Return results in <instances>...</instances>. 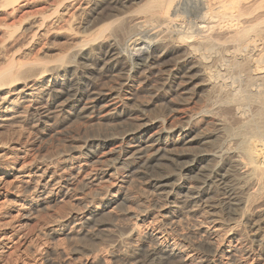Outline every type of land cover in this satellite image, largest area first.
I'll return each mask as SVG.
<instances>
[{
  "label": "bare ground",
  "instance_id": "bare-ground-1",
  "mask_svg": "<svg viewBox=\"0 0 264 264\" xmlns=\"http://www.w3.org/2000/svg\"><path fill=\"white\" fill-rule=\"evenodd\" d=\"M38 1L0 3L12 18ZM138 2L62 0L34 20L0 24V37L9 36L0 45V129L17 136L0 146V264H54L49 253L60 255L61 237L73 233L90 242L95 264H264V0ZM189 16L197 18L192 29L182 26ZM62 37L66 47L55 57H31L42 39ZM13 44L19 54H4ZM246 54L247 64L230 60ZM157 80L153 96L163 106L150 119L134 98ZM200 86L231 91L214 112L179 113L185 101L174 97ZM127 116L138 122L114 135L83 129L66 137L70 149L60 162L35 153L38 135H57L72 119ZM207 124L216 131L196 138L217 136L214 149L189 162L188 153L166 156L167 146L193 143ZM195 170L202 173L189 182ZM136 184L140 196L131 197ZM127 203L136 210L115 240L105 216L118 220L115 211ZM60 205L68 207L63 216L55 212ZM37 213L48 220L28 231ZM102 237L114 239L115 260L96 249Z\"/></svg>",
  "mask_w": 264,
  "mask_h": 264
},
{
  "label": "rangeland",
  "instance_id": "rangeland-1",
  "mask_svg": "<svg viewBox=\"0 0 264 264\" xmlns=\"http://www.w3.org/2000/svg\"><path fill=\"white\" fill-rule=\"evenodd\" d=\"M60 1H62V0H43V1H38L37 3H35V4H32V5H30V6H27V7H25L24 9H22V10H20V11H17V13L12 17V18H7V16L4 14V10H3V0H0V2L2 3H0V24H9L10 26L11 25H13V24H19L20 23V21L21 22H25V21H22V19L24 18L25 19V17L24 16H26V19H29V18H32V17H34V18H32L31 20H34L36 17H37V15L40 13V12H44V11H46L47 9H48V7L50 6V5H53V4H56V3H58V2H60ZM144 0H142V2H143ZM52 2V3H51ZM142 2H138L140 5H142ZM139 4H137V6L139 5ZM47 6V7H46ZM47 8V9H46ZM41 10V11H40ZM2 11V12H1ZM7 18V19H6ZM194 18V19H193ZM23 19V20H24ZM30 20V19H29ZM30 20V21H31ZM185 20V21H184ZM183 21V24H182V26L183 27H185V28H188V27H190L191 29L193 28V26L195 27V23H196V21L195 20H197V18H196V16H189V17H186L185 19H184ZM5 22V23H4ZM195 22V23H194ZM13 23V24H12ZM10 29V28H9ZM9 29H7V33H8V31H9ZM11 30H13V29H10V31L9 32H11ZM8 36V35H7ZM7 36L6 37H0V45H1V43H3L6 39H7ZM9 37V36H8ZM119 38V39H118ZM118 38H116V40L118 41V40H120V42H118L117 44L119 45V43H120V45H119V47L120 46H122V47H125L124 45H123V43L124 42H127V39L125 40V39H123L122 40V38H120V36L118 37ZM48 39V40H47ZM54 38H45V39H42L41 41H40V43L38 44V46H37V48L34 50V54H31L32 56L31 57H33V55H37V57H39L40 58V56H41V58H43V57H46V60L48 59H50L51 57L53 58V57H55L56 56V54H58L60 51H62V50H64L65 49V47H66V40H65V37L63 38H57V39H54ZM15 40V39H14ZM13 40V41H14ZM43 40H45V41H43ZM125 40V41H124ZM47 41H48V43H47ZM116 41V42H117ZM18 41H16V43H17ZM64 42V43H63ZM10 43H12V42H9V44ZM15 42H14V44H16ZM42 43V44H41ZM13 44V46L12 47H6L7 49H5L6 51L4 52V54H6V55H13V54H19V53H17V50L19 49L18 47H20V45L19 44H17V45H19V46H15ZM122 44V45H121ZM15 46V47H14ZM7 52V53H6ZM37 52V53H36ZM43 55V56H42ZM53 55V56H52ZM248 55L249 54H246L245 56H239V57H232V58H230V60L231 61H241V62H243V63H246L247 64V62H246V60L248 59ZM255 55H260V54H255ZM34 56V57H35ZM30 57V56H29ZM176 58V55H169V56H167L166 57V59H164L163 60V66L165 67V68H168V66L170 65H172L173 64V62L175 61L174 59ZM43 59H45V58H43ZM164 75V73H161V76H163ZM159 84H160V80H157V81H155L154 83H152L151 84V86H147V88H146V90L145 89H143V88H138L139 90L136 92L137 93V97H136V99L134 98V100L137 102V103H139V104H142V105H147L145 108H143L144 109V115L147 117V118H150V119H152V117H156L157 116V114L159 115L160 113H161V111L160 110H162L161 109V107L163 106L162 104V102H161V100L160 99H155L154 98V96H155V91H158V88H159ZM150 87V88H149ZM155 87H157V88H155ZM148 89V90H147ZM141 90V91H140ZM149 90H151V91H149ZM231 91V89H222V90H220L219 88H218V90H215V91H213V90H210L208 87H206V86H200L199 88H198V90L196 91V92H194V91H190L189 93H187L186 95H182L181 96V94L179 95V99L178 98H175L174 97V100H182V99H184V100H182L183 102L185 101V103H184V105H180L179 107H178V110L180 111L179 113H184L185 115H188L189 113L190 114H195V113H201V112H203L204 111V108H205V111L206 110H212L213 112L216 110V108H219V105H218V100H216V99H218V97L220 96L221 97V95H222V97L223 96H226V95H228V91ZM235 91H237V90H235ZM145 92V93H144ZM147 92V93H146ZM150 92V93H149ZM194 92V93H193ZM158 94H160V96H163V93H161V92H159ZM232 94V96H234V95H236L237 93H235V92H232L231 93ZM146 95V96H145ZM148 95V96H147ZM150 95V96H149ZM154 95V96H153ZM239 95V94H238ZM151 96H153V98L151 97ZM152 99V100H151ZM180 100V101H181ZM134 101V102H135ZM160 102V103H159ZM182 102V103H183ZM217 102V103H216ZM154 104V105H153ZM162 106H161V105ZM155 106H157L156 107V109H155ZM208 106V107H207ZM181 109V110H180ZM187 109V110H186ZM148 110V111H147ZM159 110V111H158ZM200 110H201V112H200ZM194 111V112H193ZM55 112V111H54ZM54 112H52L53 114H50L51 115V117H53V118H55V116H56V118L57 119H61V117L59 118L58 116H59V114L57 113H55L54 114ZM158 112V113H157ZM188 112V113H187ZM157 113V114H156ZM54 115V116H53ZM133 117H135V116H127V117H124L123 119H118V120H115V121H105V119H103V120H100V122L99 121H95V119H94V121L92 120H75V119H72L70 122H68L66 125H64L62 128H61V131L56 135L55 133H53V132H51V133H46V134H43V136L41 135H38V140H37V150H36V154H38L37 156L38 157H40V158H43L44 160L43 161H45V162H53V163H57L58 162V160H59V162L60 161H62V159H64V156L67 154V151L70 149V143L69 142H67L68 141V138L69 137H71L72 135H74L75 136V134L77 133V132H79L80 130L81 131H83V129H85L88 133H89V135H95V136H101V137H105V136H109V135H114V134H116V133H118L119 131H121V130H123V129H126V128H128L129 127V125L131 124V123H136V121L138 122V120H136V118H133ZM55 118V119H56ZM138 119V118H137ZM135 121V122H134ZM99 122V123H98ZM102 122V123H101ZM107 122V123H106ZM109 122V123H108ZM131 122V123H130ZM73 123V124H72ZM95 123V124H94ZM99 125H98V124ZM106 123V124H105ZM75 124V125H74ZM79 125V126H78ZM92 125H94L93 127H92ZM230 125V124H229ZM228 125V126H229ZM235 124H232L231 126L233 127ZM66 126V127H65ZM77 126V127H76ZM85 126V127H84ZM114 126V127H113ZM118 126V127H117ZM228 126H227V128L225 129V131L226 132H223L222 134H224L225 133V137L228 135V133H230V132H228V131H231V129H233L234 127H236V130H237V126L235 125L233 128L231 127V126H229L230 127V129L228 128ZM65 127V128H64ZM71 127V128H70ZM74 127V128H73ZM202 127V128H201ZM200 128H198L197 129V131L195 132V137L193 138L192 137V139L194 140V139H196L193 143H190L189 145H187V146H181L180 147V145H174V147L172 146V145H169V146H167L166 147V151H168V152H166V156L167 157H169V158H171V157H174L175 155H177V154H180V153H182V154H187L188 156H186V158L183 160V161H187V162H189L190 160H191V157H192V155H194V154H198V152H202V151H205L206 150V152H209L210 150H212V149H214V147H216L217 146V143L216 142H218V139H217V136H213V137H209V139H204L203 141H200V142H198V139L199 138H196V133H197V135H199L200 133H201V131L202 132H205V133H214L216 130H215V127L213 126V125H210V124H207V125H203V126H201ZM5 128V127H4ZM0 129V146L1 145H4V146H7L8 145V143L10 144L12 141H15L16 140V138H17V136L16 135H14V133H13V131H11L12 130V128H10V127H6L5 129ZM8 128V129H7ZM69 128V129H68ZM90 128V129H89ZM113 128V129H112ZM71 129V130H70ZM103 131H102V130ZM229 129V130H228ZM7 130V131H6ZM64 130V131H63ZM78 130V131H77ZM114 130V131H113ZM235 130V128L233 129V131H236ZM75 131V132H74ZM102 131V132H101ZM112 131V132H111ZM209 131V132H208ZM214 131V132H213ZM233 131H231V132H233ZM92 132V133H91ZM105 132V133H104ZM109 132V133H108ZM13 133V134H12ZM70 133V136L68 135ZM74 133V134H73ZM177 133L178 132H175L174 134H172L171 136H169V141H174V140H176V138H177ZM16 134V133H15ZM55 135V136H53V137H51L52 135ZM64 134V135H63ZM221 134V133H220ZM194 136V135H193ZM65 137V138H64ZM66 137H68L67 139H66ZM175 138V139H174ZM40 139H41V141H40ZM62 139H64V140H66V141H64V140H62ZM189 139H191V137L189 138ZM197 141V142H196ZM211 141V142H210ZM213 141V142H212ZM214 141H215V143H214ZM203 142V143H202ZM206 142V143H205ZM63 143H65L64 144V146H63ZM212 143V144H211ZM219 144V143H218ZM209 146H210V148H209ZM67 147V148H66ZM187 147V148H186ZM66 149V150H65ZM68 149V150H67ZM183 150V151H182ZM39 151V152H38ZM65 151V152H64ZM38 152V153H37ZM195 152V153H194ZM64 153V154H63ZM168 153V154H167ZM171 153V154H170ZM50 159H49V158ZM190 157V158H189ZM189 160V161H188ZM164 162V161H163ZM205 163H208V162H204L201 166L203 167V166H205V165H207V164H205ZM209 164V163H208ZM170 169V168H169ZM201 171L199 172V170H195L194 172H192V173H190V174H188L187 175V178H190L191 179V181H189V182H192V179H195V177H199V175H201ZM193 177V178H192ZM137 184H138V182H137ZM133 185L132 186V188H131V190L129 191V195L131 196V197H137V195L138 196H140V193H139V189H138V187H140V186H138V185ZM138 186V187H137ZM137 190V191H136ZM139 190V191H138ZM141 192V191H140ZM122 193H124V191H122ZM131 193V194H130ZM122 197V196H121ZM120 197V198H121ZM65 208H64V207ZM136 206V204H132V203H127V204H125V208L122 206L120 209H118L117 211H115V214L114 215H116L117 214V217H118V220H119V218L120 217H122V218H120V220L119 221H121V222H119L118 220H115V221H113V222H109V221H111L110 220V216L108 217H106L105 216V218H107V220H108V223H107V221L106 220H104V221H106V223L108 224V228L109 229H114L113 230V233L115 234H113L112 236H110V237H112V238H114L115 240L116 239H118L116 236H118L119 235V232H120V230H121V227L122 226H124V225H126V224H128V221H129V218H127L128 216H131L132 215V213L134 212V210H136V209H134V207ZM59 210H58V209ZM54 211L55 212H57V214H59V216H61L62 214L64 215L65 213H66V211H67V209L66 208H68V207H66L65 205H60V207L58 206ZM61 209V210H60ZM125 209V211H123ZM122 210V211H121ZM128 211V212H127ZM61 212V213H60ZM106 212V211H105ZM127 213V214H126ZM42 215V216H41ZM62 215V216H63ZM101 215H102V217H101ZM101 215H99V216H97L98 218H103V219H105L104 217H103V215H104V212L103 213H101ZM124 215H125V217H124ZM44 215L43 214H40V213H37L36 214V216H35V219L33 220V221H31L30 223H28L29 225H28V231H34V232H37V231H35V230H37V228H34L35 227V225H36V223L37 222H39V221H43L42 219H44V220H48V217H46V215L43 217ZM42 217V218H41ZM114 217V216H113ZM113 217H111V219H113ZM37 218V219H36ZM39 218V219H38ZM41 218V219H40ZM116 218V217H115ZM101 219H99V220H101ZM103 219L101 220V221H103ZM125 219V220H124ZM98 220V221H99ZM101 221H99V222H101ZM36 222V223H35ZM117 224H116V223ZM35 224V225H34ZM112 225V226H110V225ZM31 225V227H29ZM118 225V226H117ZM115 226V227H114ZM34 228V229H33ZM240 231L243 229L241 226H240ZM116 229V230H115ZM116 231V232H115ZM239 231V233H241ZM250 236H252L253 235V233L252 232H250V234H249ZM113 236H115V237H113ZM109 237V238H110ZM62 238V240H60L59 242L61 243V244H59V246L60 247H58V248H60L59 250H58V252L59 251H61L59 254L61 255H58V253H53V252H51V253H49V255L50 254H52L51 256H49V257H51V259H53V262L55 261V260H58V261H55L54 262V264H57V262H61V263H58V264H66V262H68L69 264H81L80 262H82L83 263V261L85 262V260L84 259H90L89 261L91 262V261H93V259H94V257H93V253L91 252V251H88V250H90V249H87V246H88V244L87 243H89V245H90V242L88 241V240H81V239H79V237H77L74 233L73 234H71V235H69V236H67V237H61ZM104 238L105 237H102L97 243H95V246H96V249L97 250H99L100 248V250H102V248H103V253H106V252H108L107 253V256H109V255H115V254H111V252L113 251V252H115V250H116V248L115 249H113L114 247H113V243L112 242H114V239L112 240L111 238L110 239H108L107 237L105 238V239H107V240H110V241H107V240H104ZM251 238H253V239H256V236H252ZM65 239V240H64ZM78 239V240H77ZM81 240V241H80ZM106 243H104L103 241ZM112 240V241H111ZM80 241V242H79ZM104 244H103V243ZM110 242L112 243V244H110ZM83 243V244H82ZM85 243V244H84ZM102 243V244H101ZM113 247H111L110 245ZM256 243H254V245L253 246H255L256 248H257V246L255 245ZM65 245V246H64ZM98 246H100V248L98 247ZM101 246H103V247H101ZM109 246V247H108ZM64 247V248H63ZM98 247V248H97ZM107 247V248H106ZM61 248H63V249H65L66 250V252H67V254H65L64 255V257H63V254H64V252H63V249H61ZM80 248H82L83 250H81ZM85 248V249H84ZM107 250V251H104V250ZM113 249V250H112ZM64 250V251H65ZM81 251V252H80ZM65 252V253H66ZM99 252V251H98ZM102 253V252H101ZM110 253V254H109ZM55 255H57V256H55ZM88 255V256H87ZM87 256V257H86ZM107 256H105V257H107ZM111 256H109V257H107L108 259L111 257ZM48 257V258H49ZM54 257V258H53ZM59 258V257H61V258H59V259H57V258ZM56 258V259H55ZM65 258V259H64ZM69 258V259H68ZM92 259V260H91ZM110 259H112V260H115L113 257H111ZM71 260H72V262H71ZM63 261V262H62ZM94 262V261H93ZM96 262V261H95ZM95 262L93 263V264H95ZM67 263V264H68ZM96 264H98V263H96Z\"/></svg>",
  "mask_w": 264,
  "mask_h": 264
}]
</instances>
